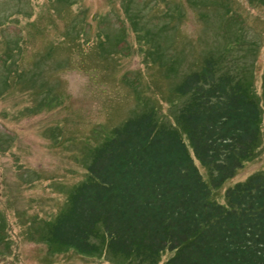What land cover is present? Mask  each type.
<instances>
[{
    "label": "rangeland",
    "instance_id": "374dc122",
    "mask_svg": "<svg viewBox=\"0 0 264 264\" xmlns=\"http://www.w3.org/2000/svg\"><path fill=\"white\" fill-rule=\"evenodd\" d=\"M103 34L123 57L98 53ZM211 54L256 73L264 109V0H0V264H121L36 234L109 131L144 101L172 119L182 77ZM260 171L264 145L223 190Z\"/></svg>",
    "mask_w": 264,
    "mask_h": 264
},
{
    "label": "trees",
    "instance_id": "16d2710c",
    "mask_svg": "<svg viewBox=\"0 0 264 264\" xmlns=\"http://www.w3.org/2000/svg\"><path fill=\"white\" fill-rule=\"evenodd\" d=\"M103 35L98 53L123 57ZM224 57L208 55L182 77L172 119L144 101L109 131L40 241L121 264H264V172L223 190L264 145L262 98L256 73Z\"/></svg>",
    "mask_w": 264,
    "mask_h": 264
}]
</instances>
